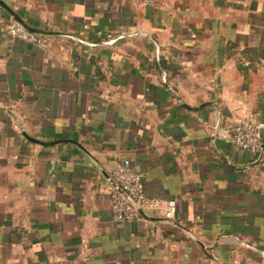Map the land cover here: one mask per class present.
<instances>
[{"label": "crops", "instance_id": "1", "mask_svg": "<svg viewBox=\"0 0 264 264\" xmlns=\"http://www.w3.org/2000/svg\"><path fill=\"white\" fill-rule=\"evenodd\" d=\"M163 2L0 0V264H264V0ZM123 160L179 228L112 219Z\"/></svg>", "mask_w": 264, "mask_h": 264}, {"label": "built area", "instance_id": "2", "mask_svg": "<svg viewBox=\"0 0 264 264\" xmlns=\"http://www.w3.org/2000/svg\"><path fill=\"white\" fill-rule=\"evenodd\" d=\"M139 7H163V0H132ZM6 34L14 40H19L41 49L57 43L64 53L73 51L71 45H63L59 38L44 35L30 30L23 22L12 17L5 25ZM220 139L235 148L250 154L260 152V139L256 123L252 119H241L227 125L220 134ZM113 188L110 191V213L112 219L119 223H132L139 221L142 213L158 208V202L146 198L144 184L140 174L131 166L128 160H123L111 174ZM176 215V202L169 200L165 203L163 217L174 221Z\"/></svg>", "mask_w": 264, "mask_h": 264}, {"label": "water", "instance_id": "3", "mask_svg": "<svg viewBox=\"0 0 264 264\" xmlns=\"http://www.w3.org/2000/svg\"><path fill=\"white\" fill-rule=\"evenodd\" d=\"M16 19H18L16 16H14ZM19 20V19H18ZM21 21V20H20ZM22 22V21H21ZM25 24V23H24ZM26 25V24H25ZM30 30H32V31H35V32H37V33H40V34H44V35H53L54 33H45V32H43V31H41V30H37V29H33V28H31V27H29L28 25H26ZM56 35V34H55ZM27 139H29V140H31L32 142H36L35 140H33V139H31V138H29L25 133L23 134ZM263 152V147H262V144H261V142H260V154ZM141 214V216H142V218H144V219H146V220H149V221H155V222H161V221H166L167 223H169V224H171V225H173V226H175V227H178L179 228V226L175 223V222H173V221H169V220H163V219H157V218H152V217H150V216H147V215H145L144 213H140Z\"/></svg>", "mask_w": 264, "mask_h": 264}]
</instances>
